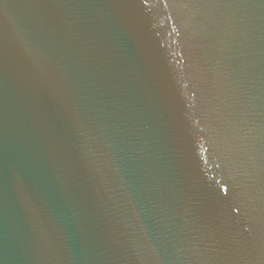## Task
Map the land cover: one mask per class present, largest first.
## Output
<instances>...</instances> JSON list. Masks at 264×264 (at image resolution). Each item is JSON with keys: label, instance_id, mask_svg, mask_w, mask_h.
<instances>
[{"label": "water", "instance_id": "obj_1", "mask_svg": "<svg viewBox=\"0 0 264 264\" xmlns=\"http://www.w3.org/2000/svg\"><path fill=\"white\" fill-rule=\"evenodd\" d=\"M0 264H264V0H0Z\"/></svg>", "mask_w": 264, "mask_h": 264}]
</instances>
